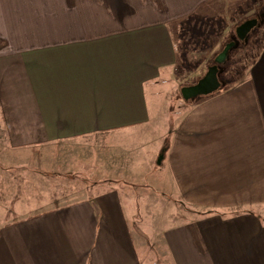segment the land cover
Here are the masks:
<instances>
[{"label":"crops","instance_id":"1","mask_svg":"<svg viewBox=\"0 0 264 264\" xmlns=\"http://www.w3.org/2000/svg\"><path fill=\"white\" fill-rule=\"evenodd\" d=\"M216 1L0 0V264H155L137 226L164 264H264V42L169 129L148 96L177 74L182 21ZM101 134L107 187L59 207L26 192L20 151Z\"/></svg>","mask_w":264,"mask_h":264},{"label":"rangeland","instance_id":"2","mask_svg":"<svg viewBox=\"0 0 264 264\" xmlns=\"http://www.w3.org/2000/svg\"><path fill=\"white\" fill-rule=\"evenodd\" d=\"M251 18H260V21L242 39L238 36L236 27ZM181 25H187V28L181 30L182 34L178 39L181 61L177 74L172 75L174 79L168 78V82L152 85L148 90L151 106L161 113L155 114V119L164 126L167 124L168 129L178 111L186 109L187 104L195 102L198 104L204 96L185 99L181 94L182 86L196 83L206 73L208 67L215 63V57L228 40L238 43L229 51L227 59L219 65L221 86L215 92L228 87V81L229 83L236 81V76L247 74L250 62L264 42V0H219L205 4L184 19ZM158 126L159 124L152 126L155 132L159 130ZM97 137L78 138L20 151L18 158L26 161L24 163H28L29 166L24 167L25 171H22H28L22 174L25 175L24 180L28 181L26 192L35 189L46 203L44 207H59L90 197L93 190L98 192L97 188L107 187L108 175L114 169L108 166L105 158L107 136L101 134L98 139ZM161 155L162 151L158 159ZM29 197L28 194L26 199ZM137 197L140 198L136 201V207L140 209L138 214H144V211H141L145 210L143 195L139 193ZM152 199L160 201L158 208L166 213L164 215L166 223L172 224L181 220L180 210L186 212V206L172 196L153 195ZM17 211L18 209L16 213ZM145 211L147 219L156 216L151 214L156 211L151 209ZM134 231L137 241L145 251L143 253L154 252L155 264H164L154 243L155 230L148 226H137Z\"/></svg>","mask_w":264,"mask_h":264},{"label":"water","instance_id":"3","mask_svg":"<svg viewBox=\"0 0 264 264\" xmlns=\"http://www.w3.org/2000/svg\"><path fill=\"white\" fill-rule=\"evenodd\" d=\"M258 19L251 18L244 21L237 28V33L240 38H245L248 33L257 25ZM235 45V41L228 42L222 51L215 57L214 64L210 65L206 73L199 78V80L190 85H184L181 88V94L185 99L195 98L200 95H207L215 92L221 86V81L219 78V65L227 59L230 49ZM163 155L158 159V163L162 162Z\"/></svg>","mask_w":264,"mask_h":264},{"label":"trees","instance_id":"4","mask_svg":"<svg viewBox=\"0 0 264 264\" xmlns=\"http://www.w3.org/2000/svg\"><path fill=\"white\" fill-rule=\"evenodd\" d=\"M258 21H260V18H258ZM236 29H237V27H236ZM229 41H231V40H228V41L225 43V45H226ZM237 43H238V42L236 41L235 45H234L231 49H233V48L237 45ZM225 45H224V46H225ZM224 46H223V47H224ZM231 49H230V51H231ZM229 53H230V52H229ZM228 55H229V54H228ZM227 57H228V56H227ZM215 63H216V62H215ZM218 65H220V64H218ZM219 74H220V72H219Z\"/></svg>","mask_w":264,"mask_h":264},{"label":"flooded vegetation","instance_id":"5","mask_svg":"<svg viewBox=\"0 0 264 264\" xmlns=\"http://www.w3.org/2000/svg\"><path fill=\"white\" fill-rule=\"evenodd\" d=\"M257 19H258V18H257ZM241 24H242V23H241ZM241 24H240V25H241Z\"/></svg>","mask_w":264,"mask_h":264}]
</instances>
